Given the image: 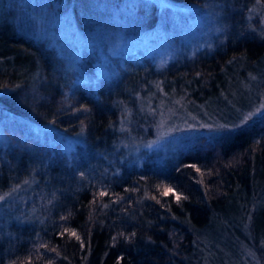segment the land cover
Segmentation results:
<instances>
[{
	"label": "trees",
	"instance_id": "obj_1",
	"mask_svg": "<svg viewBox=\"0 0 264 264\" xmlns=\"http://www.w3.org/2000/svg\"><path fill=\"white\" fill-rule=\"evenodd\" d=\"M129 1L70 5L82 21ZM172 1L220 4L221 30L196 31L209 35L207 42L195 39L183 56L162 64L145 54L114 58V75L90 82H76L52 49L17 33L0 14V122L7 138L0 143V193L26 183L25 206L38 218L0 223V264H185L195 256L197 231L240 218L264 255V115L200 138L162 164L148 156L130 162L116 144L122 110L142 91L174 92L230 114L235 102L228 97L247 74L264 79V36L245 17L257 0ZM130 6L139 27L155 24L154 6ZM24 119L81 132L82 142L62 152L48 136L30 134ZM165 188L175 194L163 195Z\"/></svg>",
	"mask_w": 264,
	"mask_h": 264
},
{
	"label": "rangeland",
	"instance_id": "obj_2",
	"mask_svg": "<svg viewBox=\"0 0 264 264\" xmlns=\"http://www.w3.org/2000/svg\"><path fill=\"white\" fill-rule=\"evenodd\" d=\"M130 1L120 9L104 10L82 21L76 20L70 0H0V14L17 33L52 49L76 82L111 78L115 69L110 63L118 57L145 54L159 64L165 63L183 56L195 39L205 43L209 35L222 28V8L218 3L142 0L145 8H156L157 20L152 27L141 28ZM245 17L248 27L264 36V0L254 2ZM204 29L209 35H196V31ZM261 67L259 75H264V66ZM235 90L228 97V101L233 100L229 103L235 102L230 114L219 104H192L174 92L142 91L136 95L134 106L122 110L116 144L128 154L130 162L139 164L148 156L153 163L162 164L175 159L200 138L213 139L264 115V79L247 74ZM24 122L30 134L48 136L62 152L72 153L82 142L81 132L68 135L49 125ZM1 125L0 122V143H5ZM27 189L26 183H19L0 193L4 198L0 200L1 224L38 219L37 213L25 206ZM243 219L197 231L195 256L185 264H264L261 246L254 242Z\"/></svg>",
	"mask_w": 264,
	"mask_h": 264
},
{
	"label": "snow or ice",
	"instance_id": "obj_3",
	"mask_svg": "<svg viewBox=\"0 0 264 264\" xmlns=\"http://www.w3.org/2000/svg\"><path fill=\"white\" fill-rule=\"evenodd\" d=\"M257 2H259V0H257ZM169 193L175 194L174 191H173V189H171V188H165V191L163 192V195H168ZM100 195L103 196V195H105V193L101 192ZM176 198H177V200H179L180 199L179 195H176ZM2 199H4V198L3 197H0V200H2ZM71 235L72 236H76V233L75 232H72ZM76 238L79 239L78 236H76Z\"/></svg>",
	"mask_w": 264,
	"mask_h": 264
}]
</instances>
